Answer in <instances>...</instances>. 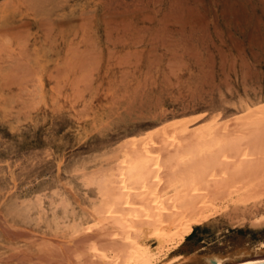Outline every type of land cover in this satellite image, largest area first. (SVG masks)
Masks as SVG:
<instances>
[{"label": "rangeland", "instance_id": "obj_1", "mask_svg": "<svg viewBox=\"0 0 264 264\" xmlns=\"http://www.w3.org/2000/svg\"><path fill=\"white\" fill-rule=\"evenodd\" d=\"M159 1L0 0V216L7 223L0 225V264H20L17 252H26L21 264H41L40 236L52 237L36 212L24 217L15 208L42 199L50 218L51 200L65 197L86 211L96 192L83 183L84 169L108 161L128 137L194 115L190 126L222 122L264 101L263 6L252 0ZM253 211L264 214V197ZM239 215L246 218L241 224ZM251 217L220 210L161 262L264 256L258 249L264 221L251 224Z\"/></svg>", "mask_w": 264, "mask_h": 264}, {"label": "bare ground", "instance_id": "obj_2", "mask_svg": "<svg viewBox=\"0 0 264 264\" xmlns=\"http://www.w3.org/2000/svg\"><path fill=\"white\" fill-rule=\"evenodd\" d=\"M176 1L178 0H175V4H177ZM179 1L181 2V0ZM180 2H178V8L181 5ZM252 2L264 7V0H252ZM214 6L216 7V5ZM189 7L192 9L193 5ZM158 8L160 11L163 10ZM158 8L157 12H159ZM177 11L173 12L180 13V10ZM192 12H194L193 9ZM159 18V20H163L162 17L159 16ZM209 19L211 20V18ZM214 19L216 20V18ZM167 20L170 19L167 18ZM205 20L203 19V21ZM157 23L159 25L158 19ZM162 23V26L165 27L164 21ZM201 23L199 25L204 26L207 22L204 25L203 22ZM183 24L181 23V25ZM212 24L214 23L212 22ZM183 27L185 26L183 25ZM166 29L168 30V27ZM179 29L181 30V28ZM198 29L201 30L199 27ZM164 30L160 28L159 31ZM183 34L185 35V33ZM191 34L189 32V35ZM219 35L217 34V36ZM197 36L199 37L196 34ZM251 37L249 36L250 39ZM202 38L205 39L204 36ZM209 39L208 44L212 38ZM187 40L186 38V42ZM234 40L236 41V39ZM247 41L249 43V40ZM254 42L256 43L257 40ZM243 44L242 48H244ZM183 47L185 49V45ZM221 47L223 46L219 47L223 51ZM174 49L176 48L174 47ZM218 51L221 52V50ZM242 52L244 51L242 50ZM184 53L187 54V51ZM194 56L192 57L194 58ZM202 56L201 58H204ZM197 117L194 115L188 118L171 119L143 134L128 137L120 147L118 146L117 152L112 155L108 154L111 155L108 157V161H103L104 163H100L101 165L93 171L88 172L89 170L84 169L83 183L86 186L94 187L96 192L95 196L90 199L91 205L86 211H78L68 199L65 197L59 199L58 196L59 200H51L50 218L46 217L47 209L42 205V202L40 203L42 199L39 202L28 201L21 208H15L24 217H29L32 212H36L38 214V218H36L41 222H46L48 231L52 234V237H46L44 234L43 236L39 235L41 237V239L38 238L41 240V244H39L41 254L37 257L34 256L38 262L40 260L41 264H159L168 254L181 248L186 238L193 232L194 227L210 220L220 210L226 211L231 208L242 213L249 211V214L252 215L251 224L262 223L264 214H256L253 209L262 202L264 197V101L247 107L241 114L222 122L213 118L190 126V123ZM100 162L102 161L100 160ZM75 202L79 203L78 200ZM39 220L37 224H39ZM244 220H246L244 215H239L236 222L241 224ZM5 221L0 216V225L5 227L7 224ZM10 225L9 228L7 227L9 230L12 228ZM262 225L264 226V223ZM25 237L27 236L25 235ZM259 242L258 249L263 252L264 241ZM152 243H156L155 250L150 247ZM40 248L38 247V249ZM17 253H19V258L22 257V262L26 252L24 255L20 252ZM237 255L229 262L214 255L204 257V259H207V264H245L264 259L263 255L243 256L244 258ZM7 256L10 258L13 255ZM16 260L15 262L18 263L19 259ZM29 260L28 262H32ZM34 261L33 264L36 263V260ZM21 262L19 263L21 264ZM167 262L165 261V264Z\"/></svg>", "mask_w": 264, "mask_h": 264}, {"label": "water", "instance_id": "obj_3", "mask_svg": "<svg viewBox=\"0 0 264 264\" xmlns=\"http://www.w3.org/2000/svg\"><path fill=\"white\" fill-rule=\"evenodd\" d=\"M245 264H264V259L263 260L254 261V262L245 263Z\"/></svg>", "mask_w": 264, "mask_h": 264}]
</instances>
